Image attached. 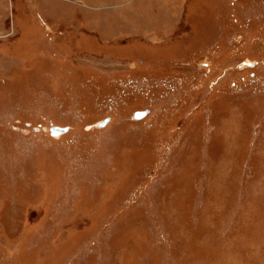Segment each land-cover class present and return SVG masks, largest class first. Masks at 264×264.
<instances>
[{
    "label": "rangeland",
    "instance_id": "rangeland-1",
    "mask_svg": "<svg viewBox=\"0 0 264 264\" xmlns=\"http://www.w3.org/2000/svg\"><path fill=\"white\" fill-rule=\"evenodd\" d=\"M0 264H264V0H0Z\"/></svg>",
    "mask_w": 264,
    "mask_h": 264
},
{
    "label": "water",
    "instance_id": "water-1",
    "mask_svg": "<svg viewBox=\"0 0 264 264\" xmlns=\"http://www.w3.org/2000/svg\"><path fill=\"white\" fill-rule=\"evenodd\" d=\"M146 112V109H136V110H134L133 112H132V117L133 118H138V117H140L142 114H144ZM106 119H102L100 122H98V125L99 124H101V122H103L104 123V121H105ZM49 128V133L52 135L54 132H52V128H57V127H55V125H52L51 127L49 126L48 127ZM63 129V128H62ZM62 129H60V130H62ZM59 133V132H58Z\"/></svg>",
    "mask_w": 264,
    "mask_h": 264
},
{
    "label": "bare ground",
    "instance_id": "bare-ground-1",
    "mask_svg": "<svg viewBox=\"0 0 264 264\" xmlns=\"http://www.w3.org/2000/svg\"><path fill=\"white\" fill-rule=\"evenodd\" d=\"M139 118V117H138ZM57 128H52V132H54L52 135L53 136H57L58 134L62 133L63 131H65L67 128L65 127H60V126H55ZM63 128V129H62ZM62 129V130H60ZM59 132V133H58Z\"/></svg>",
    "mask_w": 264,
    "mask_h": 264
}]
</instances>
